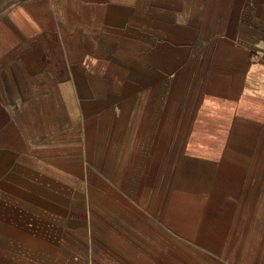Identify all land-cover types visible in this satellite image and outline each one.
<instances>
[{
  "label": "crops",
  "instance_id": "1",
  "mask_svg": "<svg viewBox=\"0 0 264 264\" xmlns=\"http://www.w3.org/2000/svg\"><path fill=\"white\" fill-rule=\"evenodd\" d=\"M0 264H264V0H0Z\"/></svg>",
  "mask_w": 264,
  "mask_h": 264
},
{
  "label": "rangeland",
  "instance_id": "2",
  "mask_svg": "<svg viewBox=\"0 0 264 264\" xmlns=\"http://www.w3.org/2000/svg\"><path fill=\"white\" fill-rule=\"evenodd\" d=\"M185 213H186V215H188L189 212H185ZM262 234H263V232H262ZM254 235H255L254 234V228H252L248 231V236L246 237V242L235 244L236 249H245V250L262 249L261 240H259V242L251 240ZM241 247H243V248H241Z\"/></svg>",
  "mask_w": 264,
  "mask_h": 264
}]
</instances>
